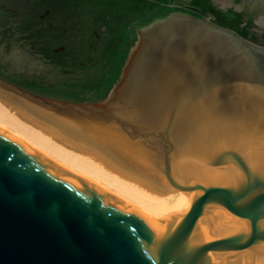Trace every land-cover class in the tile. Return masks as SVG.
<instances>
[{"label": "water", "instance_id": "1", "mask_svg": "<svg viewBox=\"0 0 264 264\" xmlns=\"http://www.w3.org/2000/svg\"><path fill=\"white\" fill-rule=\"evenodd\" d=\"M136 34L119 81L101 102L48 99L3 81L1 87L74 122L96 114L104 103L117 98L130 84L138 64L162 52L158 54L168 57L166 63L176 60L181 64L177 67L182 72L175 67L168 76L181 74L183 86L188 87L182 92L178 111L190 107V100L202 93L200 86L210 90L232 85L264 95V50L230 31L175 12L136 29ZM196 63L201 66L191 65ZM115 123L132 136L121 121ZM170 126L169 119L165 129L151 127L136 136L169 143ZM166 147L165 152L170 150ZM209 156V166L235 167L240 179L213 186L198 175H189L186 184H180L170 171L168 154L161 167L157 166L174 187L192 190L197 181L206 187L173 229H164L95 180L34 154L0 126V264H236L238 250L254 247L264 251V227H259L264 222V177L250 174L240 154L232 150L218 149ZM207 205L228 207L247 219L249 227L205 245L196 254L189 247V234Z\"/></svg>", "mask_w": 264, "mask_h": 264}, {"label": "bare ground", "instance_id": "2", "mask_svg": "<svg viewBox=\"0 0 264 264\" xmlns=\"http://www.w3.org/2000/svg\"><path fill=\"white\" fill-rule=\"evenodd\" d=\"M117 53L118 49L113 55ZM158 53L138 64L117 98L91 117H76L74 122L37 108L0 84V126L34 154L95 180L164 229H173L206 187L198 181L192 190L174 187L157 166L168 154V166L178 183L186 184L187 176L198 175L213 186H222L239 180L240 173L229 165L209 166L207 161L212 151L229 149L240 154L250 174L264 177V95L232 85L210 90L200 86L202 93L190 100V107L178 111L188 87L185 82L183 86L181 74L173 78L167 73L175 67L182 72L177 67L181 64L176 60L168 64V57ZM120 63L107 68L112 74L104 70L91 88L101 93L120 74ZM117 119L132 136L121 131ZM169 119V143L136 136L151 127L165 129ZM166 146L170 147L167 152ZM248 227L249 221L228 207L207 205L189 234V247L198 254L205 245ZM236 253L240 257L236 264H264L262 248L247 247ZM210 257L214 261V253Z\"/></svg>", "mask_w": 264, "mask_h": 264}, {"label": "rangeland", "instance_id": "3", "mask_svg": "<svg viewBox=\"0 0 264 264\" xmlns=\"http://www.w3.org/2000/svg\"><path fill=\"white\" fill-rule=\"evenodd\" d=\"M0 6V81L70 103L101 102L120 79L136 29L173 10L264 50V0H0ZM48 22L65 32L52 31ZM120 61V74L94 91L102 72Z\"/></svg>", "mask_w": 264, "mask_h": 264}, {"label": "flooded vegetation", "instance_id": "4", "mask_svg": "<svg viewBox=\"0 0 264 264\" xmlns=\"http://www.w3.org/2000/svg\"><path fill=\"white\" fill-rule=\"evenodd\" d=\"M11 15H14V14H11ZM48 16H49V11H47V13L40 15L39 17H40V20H44ZM47 25L50 29H52V31H55V32H58L60 29L63 32H65V30H66V27L60 28L59 24L54 25V24H52V22H48ZM61 47H64V45H60L59 47H57V49H61Z\"/></svg>", "mask_w": 264, "mask_h": 264}, {"label": "trees", "instance_id": "5", "mask_svg": "<svg viewBox=\"0 0 264 264\" xmlns=\"http://www.w3.org/2000/svg\"><path fill=\"white\" fill-rule=\"evenodd\" d=\"M154 1H157V0H154ZM158 1H160V0H158ZM163 5H164V4H163ZM169 9H170V7H167V10H169ZM172 12H185V11H182V10H175V11L173 10V11H170V13H172ZM170 13H169V14H170ZM185 13H187V12H185ZM167 14H168V13H167ZM167 14H166V15H167ZM169 14H168V15H169ZM166 15H165V17H167ZM188 15H192V14H188ZM156 19H158V18H153V19L149 20V21L147 22V24L150 23V22H152V21H155ZM147 24H145V25H147ZM145 25H143V26H145Z\"/></svg>", "mask_w": 264, "mask_h": 264}]
</instances>
